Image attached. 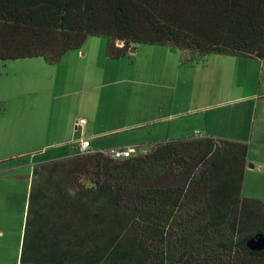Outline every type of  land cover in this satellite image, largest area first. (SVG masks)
Segmentation results:
<instances>
[{"label":"trees","instance_id":"1","mask_svg":"<svg viewBox=\"0 0 264 264\" xmlns=\"http://www.w3.org/2000/svg\"><path fill=\"white\" fill-rule=\"evenodd\" d=\"M88 36L112 60L140 44L187 51L185 64L262 59L264 0H0V61L58 64ZM248 149L194 135L35 163L19 264H264L247 244L264 234V199L242 195Z\"/></svg>","mask_w":264,"mask_h":264},{"label":"crops","instance_id":"2","mask_svg":"<svg viewBox=\"0 0 264 264\" xmlns=\"http://www.w3.org/2000/svg\"><path fill=\"white\" fill-rule=\"evenodd\" d=\"M139 48L137 46L136 50ZM74 57L77 62L71 68V77L85 79L89 75V65L83 66L88 57H79L78 53ZM206 62L212 68L201 76L210 81L208 92L197 97L188 89L176 93L175 88L167 84L161 89L162 84L159 90L143 95L134 83L129 87L132 101L126 102L127 107L123 102L124 105L117 108L121 111L116 110L114 117L105 100L114 89L102 94L96 109L88 101L81 102L83 100L72 104L70 109L56 107L45 104V98L41 106L31 107L28 96L25 97L22 91L0 93V243L18 237L16 251L19 258L34 164L75 154L82 137L90 139L93 151L135 146L141 144L137 142H142L138 135L142 133L133 134L132 130L146 126L156 135L150 142L200 135L264 146V58L213 54L206 57ZM206 66L202 65L201 70ZM222 69L225 81L220 79ZM231 75L236 78L230 79ZM184 88L189 86L186 84ZM192 95L197 104L194 107L189 106ZM81 105L87 107L81 112L75 109ZM83 114L89 120L84 127H76V119ZM126 132L130 133L127 135ZM120 134L125 137L119 138ZM65 145L69 148L62 149L60 154L48 155L44 151ZM248 157L244 177L253 168L260 166L264 170V160ZM4 248L0 245V255Z\"/></svg>","mask_w":264,"mask_h":264},{"label":"rangeland","instance_id":"3","mask_svg":"<svg viewBox=\"0 0 264 264\" xmlns=\"http://www.w3.org/2000/svg\"><path fill=\"white\" fill-rule=\"evenodd\" d=\"M138 47H140L138 50L129 52L121 59L112 60L106 56V39L101 36H88L80 49L70 51L61 58L62 60L58 64H47L41 57L0 61V93L22 91L25 97L28 96L31 107L41 106L45 98V104H52L56 107L70 109L72 104L83 100L81 102L88 101L91 107L96 109L99 107L97 103L102 99V94L114 89L112 94L105 96L109 108H112V117H114L116 110L121 111L117 108L124 105L123 102L126 106L129 101H132L129 87L134 83L140 87L143 95H150L159 90L162 84L161 89H165L167 84L173 86L176 93L188 89L191 94H197V97L198 94L202 95L203 92H208L210 81L201 76L212 68L206 59L185 64L183 61L190 57L187 51L149 44H140ZM82 52L85 55H82ZM77 53L79 57H88L83 66L86 68L87 63L89 65V75L85 79L71 77V68L77 62L74 57ZM146 61L148 64H145ZM204 64L207 66L201 70L200 67ZM238 69L241 70L240 67ZM235 78V75L230 76V79ZM220 79L226 80L224 69H222ZM63 83L65 86H62ZM186 84L189 88H184ZM193 95L190 107L197 106ZM86 107L81 105L75 109L81 112ZM82 117L86 121L89 120L86 114H83ZM176 122L177 119H175ZM151 132L153 130L146 126L140 130H132L133 134L142 133L138 134L142 142H137L141 144L133 147H137L141 151L146 150L150 138H156V135ZM128 133L130 132H126L127 135ZM122 135L120 134L118 137H125ZM107 146L110 145L107 144ZM67 148H69L68 145L53 146L44 151L48 155H55ZM248 156L252 160H264V146L250 145L249 143ZM249 162L255 165L253 161ZM242 195L264 199V170H261L260 166L251 169L244 177ZM6 244L7 248H4ZM17 244L18 237L10 239L8 243H0L5 249L0 255V264H19Z\"/></svg>","mask_w":264,"mask_h":264},{"label":"built area","instance_id":"4","mask_svg":"<svg viewBox=\"0 0 264 264\" xmlns=\"http://www.w3.org/2000/svg\"><path fill=\"white\" fill-rule=\"evenodd\" d=\"M86 123L85 118L78 117L75 121L76 127L82 126L84 127ZM93 150L90 148V139L82 137L79 144L77 145L76 154H84L88 152H92ZM106 153L110 154L111 156L115 158H123L130 156L139 150L137 147L133 146H122V147H111L104 150Z\"/></svg>","mask_w":264,"mask_h":264},{"label":"water","instance_id":"5","mask_svg":"<svg viewBox=\"0 0 264 264\" xmlns=\"http://www.w3.org/2000/svg\"><path fill=\"white\" fill-rule=\"evenodd\" d=\"M121 43V40L118 41V44ZM130 52L136 51V47L130 48ZM252 166V164H251ZM248 246L252 249H262L264 247V234L258 233L255 236L251 237L248 242Z\"/></svg>","mask_w":264,"mask_h":264}]
</instances>
